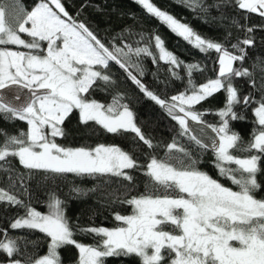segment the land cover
<instances>
[{"label": "snow or ice", "instance_id": "6c2138e0", "mask_svg": "<svg viewBox=\"0 0 264 264\" xmlns=\"http://www.w3.org/2000/svg\"><path fill=\"white\" fill-rule=\"evenodd\" d=\"M186 2L203 7L199 0ZM137 3L200 51L218 53L217 78L199 87L189 79L191 88L188 91L173 95L170 100L162 99L130 71V67L139 69V65L132 62L133 56L147 55L154 61L157 59L147 44L143 47L125 44L110 50L85 23L69 14L62 0H40L31 11L23 8L21 0H0V90L22 86L31 91V99L20 106L0 96V113L28 125L27 131L18 134L0 130V137H3L0 162L13 157L30 170L111 174L128 181H132L133 176L127 170L145 168L144 174L151 181L144 194L123 201L132 206V214L116 213L115 220L121 222L119 226L81 230L100 237L92 245L74 238L75 232L60 199L53 198L49 213L42 214L23 205L10 190L0 187V202L26 208L25 216L15 219L10 227L37 229L50 238L47 254L29 264H62L59 249L68 245L78 249V264H105L109 257L130 255L138 257L140 264H264V199L255 195L261 189L257 175L264 172L261 167L264 163V94L258 101L251 95L241 97L232 83L233 77L253 76L251 69L237 68L234 64H242L246 59L245 46L254 44L251 35L254 28H245L248 35L237 38L229 50L223 43L202 38L152 0H137ZM235 3L239 9L264 18V0H235ZM154 41L160 53L158 59L181 67L183 62L165 49L159 35L154 36ZM9 46H16V50ZM110 62L124 69L147 97L166 108L185 132L189 130L187 118L203 123L204 113L195 110L194 105L224 90L227 94L225 106L215 113L220 125L209 127H213L219 137L214 145L219 176L230 180L238 190L199 170L194 159H189L187 165L181 162L180 166H174L152 157L149 163L141 165L119 146L58 144L56 138L65 135L64 121L73 110H78L82 124L95 122L112 134L130 131L147 147L153 146L136 124L134 112L121 103L122 95L114 96L107 105L88 95L97 81L106 85L114 83L106 72ZM186 67L189 77L194 70H199L197 64ZM259 71L264 82V64L259 66ZM139 74L143 75L142 69ZM172 75L181 78L174 71ZM251 83L254 86L255 80ZM261 91L264 93V88ZM16 99L20 97L17 95ZM252 102L257 104L253 109L256 127L251 140L245 143L238 133L231 131L230 121L243 119L235 111L236 105L248 106ZM191 139L201 143L195 136ZM168 148L170 152L177 150L190 157L176 143ZM232 150L247 155L237 156ZM0 235H4L0 250L12 257L19 250L16 240L7 237L6 230ZM9 264H21V261L14 259Z\"/></svg>", "mask_w": 264, "mask_h": 264}, {"label": "trees", "instance_id": "16d2710c", "mask_svg": "<svg viewBox=\"0 0 264 264\" xmlns=\"http://www.w3.org/2000/svg\"><path fill=\"white\" fill-rule=\"evenodd\" d=\"M39 2L40 0H21L23 8L27 11H31ZM152 2L190 26L202 38L223 43L229 50L231 45L237 42V38L243 39L248 35L245 28L253 27L254 31L251 35L254 37V44L245 46L247 56L243 63L234 64L237 68L251 69L253 76L233 77L232 83L241 97L251 95L254 101L261 98L264 94L261 91L264 82L259 66L264 64V18L239 9L235 0H199L203 7L190 5L186 0H152ZM62 3L74 19L85 23L110 50L123 47L125 44H131L133 47H143L147 44L157 59L154 61L147 55L139 58L133 56L132 62L138 64L139 69L130 67V71L162 99L170 100L171 96L188 91L191 88L189 79L199 87L218 76V53L214 50L200 51L194 44L149 14L137 3V0H62ZM155 35L161 37L167 51L172 52L183 62L181 67L177 68L158 59L160 53L155 47ZM25 37L27 38L26 35ZM188 64L199 65V70H194L191 77L186 67ZM140 69L143 70L142 76L139 74ZM173 71L181 78L177 79L173 76ZM106 72L114 83L106 85L97 81L88 95L105 105L110 104L114 96L122 95L121 103L127 104L134 112L136 124L141 127L143 134L151 139L153 146L147 147L130 131L112 134L95 122L82 124L78 110H73L64 121L62 127L65 135L56 138L58 144L68 147L95 146L101 143L119 146L122 150L130 152L141 165L149 163L152 157L167 161L174 166H180L181 162L187 165L189 159H194L199 170L218 179L225 186L238 190L230 180L219 176L215 167V153L191 139L189 133L185 132L176 120L167 115L160 105L139 89L124 69L115 62H110ZM253 79L254 86L251 83ZM226 95V92L221 90L194 105L195 110L204 113L201 117L204 123L213 127L220 125V118L215 113L225 106ZM256 106L255 102L248 106L236 105L235 111L243 119L230 121L231 131L238 133L245 143L251 140L256 127L253 113ZM27 129L28 125L25 121L11 119L7 114L0 113V130L9 134H18L19 131H27ZM0 140H3V137H0ZM172 143L184 148L190 157L177 150L170 152L168 145ZM232 151L237 156L247 155L240 151ZM261 167H264V163ZM145 170V168L127 170L133 176V180L128 181L111 174L77 175L30 170L23 167L18 158L9 157L7 161L0 162V187L14 193L23 201V205L35 208L41 213L47 212L48 203L53 198L60 199L66 217L75 232L74 238L85 245H92L100 237L81 230L89 227L111 229L121 224L115 220L116 213L131 215L132 206L123 201L142 195L149 189L151 181L144 174ZM257 180L261 184V189L255 195L259 199H264V172L258 173ZM23 205L0 202V232L6 230L7 237L15 239L19 249L12 257H8L3 250H0V264H9V261L14 259H19L21 264H29L31 260L48 252L50 238L46 234L37 229L10 227L15 219L25 216L26 208ZM3 239L4 235H0V240ZM59 255L62 264H78L79 252L75 246L62 247L59 249ZM105 264H140V259L135 255L113 256L107 258Z\"/></svg>", "mask_w": 264, "mask_h": 264}, {"label": "water", "instance_id": "95a60500", "mask_svg": "<svg viewBox=\"0 0 264 264\" xmlns=\"http://www.w3.org/2000/svg\"><path fill=\"white\" fill-rule=\"evenodd\" d=\"M17 95L20 97L19 100L16 99ZM0 96H3L6 101L20 106L27 103L31 99V91L23 88L22 86H10L7 89L0 90ZM162 110L169 115L166 108H162ZM187 119L189 125V130L187 132L189 135L191 137L195 136L198 140H200L201 143L199 145L203 148L215 153L214 145L219 142V137L216 132L213 131V127H209V125L204 122L200 123L198 121H192L190 118Z\"/></svg>", "mask_w": 264, "mask_h": 264}, {"label": "rangeland", "instance_id": "374dc122", "mask_svg": "<svg viewBox=\"0 0 264 264\" xmlns=\"http://www.w3.org/2000/svg\"><path fill=\"white\" fill-rule=\"evenodd\" d=\"M23 38H25V39H29L28 37L26 38L25 37V35H23ZM13 47H16V46H13ZM13 50H16V48H12ZM19 50H23V49H19ZM52 201H50L49 203H48V210H47V212L46 213H42V214H48L49 213V211H50V209H49V204L51 203Z\"/></svg>", "mask_w": 264, "mask_h": 264}]
</instances>
